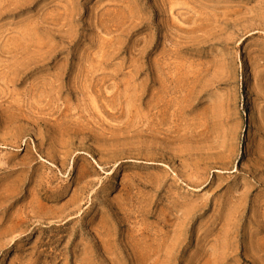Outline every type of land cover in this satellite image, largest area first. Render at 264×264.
Segmentation results:
<instances>
[{
    "label": "rangeland",
    "instance_id": "rangeland-1",
    "mask_svg": "<svg viewBox=\"0 0 264 264\" xmlns=\"http://www.w3.org/2000/svg\"><path fill=\"white\" fill-rule=\"evenodd\" d=\"M264 0H0V264H264Z\"/></svg>",
    "mask_w": 264,
    "mask_h": 264
},
{
    "label": "bare ground",
    "instance_id": "bare-ground-1",
    "mask_svg": "<svg viewBox=\"0 0 264 264\" xmlns=\"http://www.w3.org/2000/svg\"><path fill=\"white\" fill-rule=\"evenodd\" d=\"M264 17V16H263Z\"/></svg>",
    "mask_w": 264,
    "mask_h": 264
}]
</instances>
